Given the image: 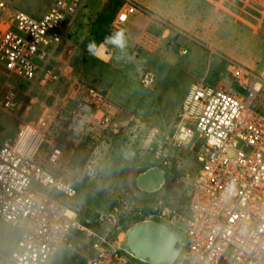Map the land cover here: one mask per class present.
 Masks as SVG:
<instances>
[{
	"label": "built area",
	"instance_id": "1",
	"mask_svg": "<svg viewBox=\"0 0 264 264\" xmlns=\"http://www.w3.org/2000/svg\"><path fill=\"white\" fill-rule=\"evenodd\" d=\"M252 1L264 11V0ZM85 3L53 0L36 18L0 0V70L6 78L0 111L17 122L14 139L0 147V221L18 234L0 264H48L62 249L84 264H133L129 256H135L102 216L94 226L80 219V209L70 203L74 185L52 173L72 139L79 144L99 128L111 130L115 121L108 94L83 82L71 64L69 31ZM124 4L118 25L140 10L134 0ZM224 5L215 3L219 10ZM222 46L213 38L206 48L217 52ZM233 75L245 96L223 85H191L160 151L169 170L183 164L184 154L199 163L194 179L175 177L174 185L186 183L174 188L184 198L169 195L150 204L143 220L181 236L172 264H264V113L253 105L263 78L240 65ZM154 80L147 74L144 86L153 89Z\"/></svg>",
	"mask_w": 264,
	"mask_h": 264
},
{
	"label": "rangeland",
	"instance_id": "2",
	"mask_svg": "<svg viewBox=\"0 0 264 264\" xmlns=\"http://www.w3.org/2000/svg\"><path fill=\"white\" fill-rule=\"evenodd\" d=\"M6 1L23 9L24 3L31 0ZM210 1L218 13L217 21L207 27V36H211L207 45L213 38L220 39L223 46L217 52L195 38L175 36L167 39L163 53L153 55L119 28L111 29L100 14L104 0H94L91 7L87 4L70 28L68 37L74 44L71 64L83 82L108 94L115 121L111 130L99 128L88 135L91 153L82 169L71 167L69 160L52 173L61 172L74 185L77 195L70 203L80 209L81 220L91 221L94 226L102 216V223L118 238L143 221L148 206L169 196V189L185 186L174 185L175 177L186 182L198 173L199 163L193 154H184L183 164L172 170L164 168L160 160L162 146L176 128L193 83L203 82L213 88L223 85L245 96L233 71L236 65L249 68L263 78L262 90L253 105L264 113V11L252 0H225L223 10L215 6L220 0ZM183 4V14L194 9L192 0ZM209 11L207 5V16ZM118 33L123 34V49L110 42ZM90 42L96 44L94 51L88 49ZM183 49L188 53L182 54ZM147 74L155 76L153 89L144 86ZM16 126L13 118L0 111V147L8 133L12 132L10 139L14 137ZM58 141L64 143L65 137L60 136ZM70 142L75 147L73 139ZM156 167L165 170L163 185L156 191L141 189L138 178ZM17 238V230L0 221L1 255L12 252ZM82 252L87 254L88 250ZM129 258L133 264H144ZM48 264H84V258L62 249Z\"/></svg>",
	"mask_w": 264,
	"mask_h": 264
},
{
	"label": "crops",
	"instance_id": "3",
	"mask_svg": "<svg viewBox=\"0 0 264 264\" xmlns=\"http://www.w3.org/2000/svg\"><path fill=\"white\" fill-rule=\"evenodd\" d=\"M93 1L94 0H86L84 7L87 4L91 7ZM134 1L139 6L140 10L130 14L127 21L121 25H118V16L125 7V0H104L100 14L107 19L111 29L119 28V30L123 31L131 41L136 40L145 45L147 51L153 55H160L163 53L165 50V43L168 41L167 39L174 38L178 35L180 37H187L188 39L195 38L198 42L204 43L206 46L207 39L211 37L207 36V27H211L212 22L217 21L215 13H218V11L215 8L213 9L210 0H192L194 9L191 10L190 13L186 12L184 14L182 12V6L185 0ZM52 2L53 0H31L29 4L28 2L24 3L23 9H19L29 13L33 17L39 18L45 13ZM207 5L210 9L208 16ZM201 9L204 10L203 14L202 11L199 13ZM79 12L75 19L78 17ZM212 36L218 35L213 34ZM0 75L2 78L0 81L1 96L5 88L6 78L1 70ZM11 133L12 132L8 133L3 138V140H5L4 143L14 139L17 133V126L15 128L14 137L10 139ZM69 145H71V143ZM77 146L78 144L75 142L74 148L72 145L70 147H65L62 157V162L64 164H67L70 160Z\"/></svg>",
	"mask_w": 264,
	"mask_h": 264
},
{
	"label": "water",
	"instance_id": "4",
	"mask_svg": "<svg viewBox=\"0 0 264 264\" xmlns=\"http://www.w3.org/2000/svg\"><path fill=\"white\" fill-rule=\"evenodd\" d=\"M165 173L153 168L138 178V185L146 191H156L164 183ZM125 247L137 258L150 264H172L179 252L181 236L153 221H141L126 234H121Z\"/></svg>",
	"mask_w": 264,
	"mask_h": 264
},
{
	"label": "trees",
	"instance_id": "5",
	"mask_svg": "<svg viewBox=\"0 0 264 264\" xmlns=\"http://www.w3.org/2000/svg\"><path fill=\"white\" fill-rule=\"evenodd\" d=\"M180 36L178 35L177 38H179ZM88 136H86V140L80 142L78 144V146L75 148L74 153L70 159V165L71 167L75 168V169H82L85 165L86 162L88 160V157L90 156L91 153V148L88 145ZM168 194L172 195L173 197H175L176 199H183V195L180 194L179 191H176L174 189H169L168 190ZM83 221V220H82ZM85 222V221H83Z\"/></svg>",
	"mask_w": 264,
	"mask_h": 264
},
{
	"label": "clouds",
	"instance_id": "6",
	"mask_svg": "<svg viewBox=\"0 0 264 264\" xmlns=\"http://www.w3.org/2000/svg\"><path fill=\"white\" fill-rule=\"evenodd\" d=\"M110 42L118 47H120L121 49L124 48L125 46V41L123 38V34L122 33H118L115 37L111 38ZM101 47H103L101 45ZM88 49L89 51H94L96 49V44L95 42H90L88 44Z\"/></svg>",
	"mask_w": 264,
	"mask_h": 264
}]
</instances>
